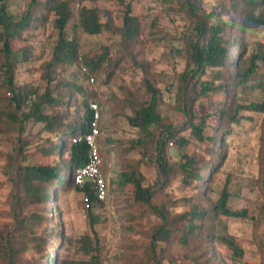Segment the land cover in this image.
Returning a JSON list of instances; mask_svg holds the SVG:
<instances>
[{
    "label": "rangeland",
    "instance_id": "obj_1",
    "mask_svg": "<svg viewBox=\"0 0 264 264\" xmlns=\"http://www.w3.org/2000/svg\"><path fill=\"white\" fill-rule=\"evenodd\" d=\"M73 18H78L79 9L83 5L97 6L100 9L102 21L115 26H121L126 4L131 3L133 13L141 18L142 29L139 38L125 45L120 34L104 31L99 35H90L72 22L69 32L74 33L80 43V55L90 52L101 54L103 47H108L110 58L118 62L114 77L106 84V73L89 69L94 81L84 74L80 63L76 62L66 70H57L58 81L80 84L91 95L90 102L98 103L101 114V139L99 140L102 168L107 179H111L127 168L140 170L148 183L153 184L158 178V167L155 162L156 151L151 143L153 138H161V131L167 126L180 127L182 134H189L186 129L192 122H198L200 117L223 108V103L212 104L214 98H201L192 94L190 85L197 80L201 86L204 80H215V70L207 69L204 74L196 71L191 75V81H181L182 75L188 69H194L193 62L185 51L186 40L195 38L192 34L193 25L183 10V0H124V4L117 0H68ZM199 6L205 12L221 9L223 2L228 0H198ZM12 7L14 12L26 9L24 1L18 0ZM238 7L242 9L240 2ZM264 11V2L258 6L255 15ZM231 11L230 13H234ZM37 29L26 32L29 38L30 54L36 58L29 63H19L15 69V82L42 94L47 84L42 79L44 66L51 60V52L55 45L57 33L53 26V15L45 16ZM242 19V16H241ZM240 19V20H241ZM219 20H233L231 14L214 15L211 23ZM232 27L231 35L242 40V35L236 33ZM246 45L243 47L242 63L249 66L255 60L258 69L246 85L235 87L233 83L225 85L224 90L237 91V96L244 104L252 102L264 103V26L246 30ZM231 57L237 58L238 49L233 48ZM6 60L0 53V109L15 110L16 103L9 98L12 96L6 86ZM234 73V71H232ZM158 91L156 118L149 132L142 134L132 128L126 119L131 114L130 105L150 99L147 82ZM187 84L189 85L188 87ZM182 87H184L182 89ZM229 93H227V96ZM84 96L74 93L73 101L80 102ZM230 103V102H228ZM230 108V106H226ZM67 112L64 107L60 108ZM59 110V109H57ZM245 119L240 125L233 127L227 138V145L216 143L213 156L205 145L193 143L185 148L168 144V158L172 163L181 159L182 154H194L199 164H208L210 168L201 169L204 182L186 187L178 179L172 178L168 182L157 185L152 204L146 208L136 210L133 221L125 218L129 204H134L132 187L121 192H112L105 203L96 202L88 207L86 197L75 188L60 191L47 205L30 207L46 216V221L35 224L34 234L48 238L44 253L37 250L34 242L21 259V264H41L43 256H53L57 253L55 245L56 230L60 229L66 247L60 251L61 258H83L79 251V238L91 233L89 211L100 217L95 225L101 241V256L104 264H234L231 247L218 240L217 236L226 235L243 249L244 257L237 264H264V113L247 111L243 113ZM210 119L211 125L215 124ZM221 125L216 130L207 132L216 136ZM56 141L54 135L42 130V125L33 120L27 123H10L9 120L0 124V220L5 224L11 221V197L13 182L11 181V158L17 154L20 145L26 147L27 161L18 157L21 164H49L51 159L41 156L40 149L46 142ZM140 140V145L133 146V141ZM143 142V144H142ZM225 154L224 160L215 168L219 153ZM216 160V161H215ZM59 161L57 156L54 162ZM209 162V163H208ZM61 163H67L66 155ZM211 169V172H209ZM204 172V173H203ZM229 192L228 207L241 214L239 217H214L216 205L223 189ZM50 185L48 193H52ZM54 203V205H53ZM58 204L59 213L53 211ZM165 206L168 221L174 228V237L167 252H161L157 247L156 254L149 251L153 243L156 227L164 224L154 207ZM194 207H198L203 215L192 224L193 233L184 242L182 235L189 226V215ZM244 212V213H243ZM28 213V212H27ZM2 224V223H0ZM157 258V260H156Z\"/></svg>",
    "mask_w": 264,
    "mask_h": 264
},
{
    "label": "trees",
    "instance_id": "obj_2",
    "mask_svg": "<svg viewBox=\"0 0 264 264\" xmlns=\"http://www.w3.org/2000/svg\"><path fill=\"white\" fill-rule=\"evenodd\" d=\"M18 0H0V53L6 60L7 75L6 86L9 90V98L16 103L15 110L0 109V124L9 120L10 123H27L33 120L42 125L43 132L54 135L56 141L50 140L40 149L41 156L51 159L49 164H21L18 157L23 161L28 160L26 147L20 145L15 157L11 158V181L13 182V192L11 197V221L5 224L0 220V264H21V259L29 250L32 242L39 252L44 253L48 238L36 236L33 232L35 224L46 221V216L29 208L38 205H47L51 199L62 190L75 188L82 192L90 202V207L96 202L105 203L109 200L112 192H121L127 187H132L134 204L127 206L124 218L133 221L136 210L146 208L152 204L157 185L162 182H168L170 179H178L186 187L195 186L204 182V174H200L201 169L206 171L208 164H199V159L194 154L184 153L181 159L172 163L168 158V144L173 143L177 147L185 148L193 143L205 145L211 156H213V147L216 143L227 145V138L232 133L233 127L240 125L245 119L244 112L253 111L264 113V103L252 102L244 104L237 96V91L224 90L225 85L233 83L237 88L246 85L252 78L258 66L252 59L249 66L242 63L244 56L243 47L246 45V30L264 26V11L256 16L255 11L262 5L264 0H228L223 2L221 9L205 12L198 4V0H183L181 2L184 12L191 20L195 38L186 40L185 51L189 59L193 62L195 68L188 69L182 75V82L191 81V75L199 72L204 74L207 69L215 70V80H204L201 86L198 85V77L190 85V92L201 98L220 99L211 100L212 104L223 103V108L215 107V110L209 112L206 116L200 117L198 122L190 123L186 129H190L189 134H182L180 127L167 126L161 131V138H153V149L156 151L154 156L158 167V178L153 184L146 181L143 173L137 168H127L108 180L110 189L106 201L101 202L95 195L92 184L88 183L84 187L75 184L74 174L77 167L84 166L88 161L89 146L85 140V135L91 130L92 122L95 119V112L91 107V95L75 81H58L57 70H66L76 62L80 63L84 74L91 80L89 69L94 71H103L106 73L108 84L114 77L118 62H114L109 55V48H101V54L90 52L85 56L80 55V43L74 33L69 32L72 22L81 28L82 31L90 35H99L104 31H111L120 34L122 43L130 45L136 41L141 33L142 22L138 15L133 13L132 4H126L123 23L121 26H115L102 21L100 9L97 6L83 5L79 9L78 18H73V13L68 0H21L25 2L26 9L22 12L12 10ZM84 1V0H81ZM93 1V0H89ZM124 4V0H117ZM243 7H238L239 3ZM235 11L234 13H230ZM231 14L233 20H219L217 23H211L214 15ZM53 15V26L57 33L55 45L51 52L50 62L44 66L42 75L43 81L47 84L45 91L37 95V91H32L15 82V69L19 63H29L36 59L30 54L29 38L26 35L31 29H37L40 24L46 20L45 16ZM242 16V19H241ZM241 19V20H240ZM236 27V33L242 35V40L232 36L231 29ZM236 41L233 48L238 49V56L231 57L232 43ZM234 71V73L232 72ZM189 85L187 84L188 87ZM147 87L150 93V99L141 103L130 105L131 114L126 116L128 124L136 128L142 134H150L149 130L156 118V109L158 104V91L148 81ZM184 87H182L183 89ZM81 93L84 98L80 102L73 101L74 93ZM227 93L229 95L227 96ZM230 102V103H228ZM230 106V108H226ZM64 107L67 112L60 108ZM59 109V110H57ZM212 122L209 123L210 119ZM101 119V114H100ZM99 119L100 135L97 139L100 154L99 140L101 139V120ZM221 125V130L216 136L208 135L211 130L214 132L216 126ZM75 139V141H74ZM133 146L140 145V140L133 141ZM143 144V142H142ZM138 146V145H137ZM66 155L67 163L62 164L61 159ZM57 156L59 161L54 162ZM217 161L213 168L221 163L224 158V152L219 153ZM102 162V159H101ZM209 163V162H208ZM102 168V164H101ZM104 173V170L102 168ZM211 172V169L210 171ZM204 173V172H203ZM105 175V173H104ZM106 176V175H105ZM107 178V177H106ZM52 186V193H48L49 186ZM229 192L227 187L222 191L221 197L216 205L214 217L233 218L241 216L228 207ZM54 205V203H53ZM155 212L165 221L163 225L156 227L153 235V243L148 248L156 254L157 247L161 252H167L172 243L174 233L171 223L168 221V213L165 206L154 207ZM53 211L59 213L58 204ZM28 212V213H27ZM244 213V212H243ZM189 217V226L182 235L184 242L188 235L192 234L195 226L192 224L196 219L203 215V212L194 207L187 213ZM100 217L89 211V224L91 233L79 238V253L84 256L79 259L61 258L60 251L66 247L64 235L60 229H57L55 238L57 253L53 256L44 255L41 264H104L101 254V241L98 233L95 231V225L100 222ZM218 240L228 244L233 253L232 261L239 263L244 257V251L237 244L229 240L226 235L217 236ZM157 260V258H156ZM158 261V260H157Z\"/></svg>",
    "mask_w": 264,
    "mask_h": 264
},
{
    "label": "built area",
    "instance_id": "obj_3",
    "mask_svg": "<svg viewBox=\"0 0 264 264\" xmlns=\"http://www.w3.org/2000/svg\"><path fill=\"white\" fill-rule=\"evenodd\" d=\"M91 81H94L93 78ZM91 107L95 112V119L92 122L91 130L85 135V140L89 146L88 161L84 166L75 169L74 179L75 184L80 187H84L88 183L92 184L97 199L104 202L108 198L110 185L101 168L102 162L97 143L100 135L98 103H92ZM86 202H88V207H90V202L87 197Z\"/></svg>",
    "mask_w": 264,
    "mask_h": 264
}]
</instances>
